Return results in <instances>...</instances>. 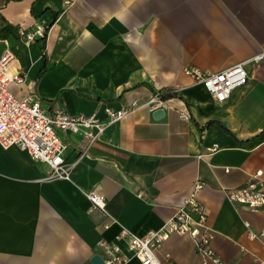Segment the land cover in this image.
Wrapping results in <instances>:
<instances>
[{
	"label": "crops",
	"instance_id": "obj_1",
	"mask_svg": "<svg viewBox=\"0 0 264 264\" xmlns=\"http://www.w3.org/2000/svg\"><path fill=\"white\" fill-rule=\"evenodd\" d=\"M20 24L48 27L44 46L21 43ZM3 40L26 74L13 91L32 94L47 113L59 106L103 117L105 105L126 108L157 92L191 105L187 120L174 109L154 118L138 108L92 142L60 133L67 180L17 147H0V264H84L101 241L138 264L119 234L159 228L196 180L222 264H264V213L225 196L258 170L264 178V0H0V51ZM261 53L246 64L247 83L221 104L184 73ZM89 191L103 196L102 210ZM156 254L161 264H202L188 235H170Z\"/></svg>",
	"mask_w": 264,
	"mask_h": 264
},
{
	"label": "built area",
	"instance_id": "obj_2",
	"mask_svg": "<svg viewBox=\"0 0 264 264\" xmlns=\"http://www.w3.org/2000/svg\"><path fill=\"white\" fill-rule=\"evenodd\" d=\"M74 0H64L70 5ZM45 28L37 24L28 30L24 24L16 28V36L23 44H30L45 35ZM0 51V147L7 149L17 147L25 151L31 159L45 163L50 170V177L69 179L70 165L64 154L67 143L60 137V133H74L81 135L88 142H92L102 135L110 124H113L138 108H146L149 112L156 109H174L182 119H189V102L179 99L174 105L171 99L164 98L160 93L150 95L142 102L133 101L129 107L114 108L105 105L103 117L95 114L74 115L64 108L56 106L52 113L42 107L38 99L32 94L17 95L12 87L26 83V74L13 68L16 61L14 51L6 40ZM263 53L250 60L235 63L223 70L211 72L198 67H186L184 73L195 83L201 84L212 98L221 104L225 102L233 90L244 86L248 81L246 64L259 61ZM228 171V167L225 168ZM204 183L194 181L189 194L183 199L174 213L159 228L136 234L122 231L119 239L125 241V251L137 260L138 264H161L157 257V249L170 235H188L193 240L194 250L202 264H222L211 245L215 235L207 225L205 207L197 200L196 194ZM225 196L231 203L243 206L249 211L264 213V178L258 170L249 175L247 181L239 187L225 189ZM91 205L103 209L104 198L95 191L86 193ZM252 236V234L250 233ZM96 254L101 258V264H126L130 257L116 244L104 241L98 243ZM84 264H92L87 262Z\"/></svg>",
	"mask_w": 264,
	"mask_h": 264
},
{
	"label": "water",
	"instance_id": "obj_3",
	"mask_svg": "<svg viewBox=\"0 0 264 264\" xmlns=\"http://www.w3.org/2000/svg\"><path fill=\"white\" fill-rule=\"evenodd\" d=\"M164 110L163 109H156L155 111H153V117L154 118H160L164 115ZM89 262H91L92 264H101V258L97 255L94 254L90 257Z\"/></svg>",
	"mask_w": 264,
	"mask_h": 264
},
{
	"label": "trees",
	"instance_id": "obj_4",
	"mask_svg": "<svg viewBox=\"0 0 264 264\" xmlns=\"http://www.w3.org/2000/svg\"><path fill=\"white\" fill-rule=\"evenodd\" d=\"M47 30H48V27L45 28V35L39 39V41L42 43V46H44V42L46 40Z\"/></svg>",
	"mask_w": 264,
	"mask_h": 264
}]
</instances>
